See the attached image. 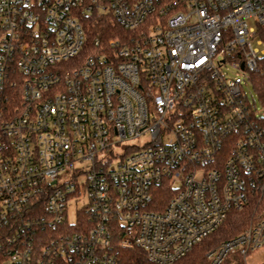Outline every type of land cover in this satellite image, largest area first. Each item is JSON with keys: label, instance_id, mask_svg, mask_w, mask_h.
Wrapping results in <instances>:
<instances>
[{"label": "built area", "instance_id": "obj_1", "mask_svg": "<svg viewBox=\"0 0 264 264\" xmlns=\"http://www.w3.org/2000/svg\"><path fill=\"white\" fill-rule=\"evenodd\" d=\"M92 18L124 33L81 58ZM258 25L264 0H0V264H174L249 206L208 264H264Z\"/></svg>", "mask_w": 264, "mask_h": 264}, {"label": "trees", "instance_id": "obj_2", "mask_svg": "<svg viewBox=\"0 0 264 264\" xmlns=\"http://www.w3.org/2000/svg\"><path fill=\"white\" fill-rule=\"evenodd\" d=\"M87 27L88 45L81 53V58L100 53V44H105L110 39L120 37L124 33L123 29L106 19L92 18L88 22ZM256 35L264 41V25L257 26ZM97 38L100 44L95 49L93 43H95ZM251 87L258 96L261 105L264 106V57L261 60V70L252 77ZM162 193L167 195L165 191H162ZM260 209L264 210V201ZM251 214L252 206L245 210L232 211L214 233L198 244L187 256L174 264H208L207 252L222 241L228 240L244 231L251 221ZM120 260L122 264H155L148 259L145 252L137 248L122 249L120 251Z\"/></svg>", "mask_w": 264, "mask_h": 264}, {"label": "rangeland", "instance_id": "obj_3", "mask_svg": "<svg viewBox=\"0 0 264 264\" xmlns=\"http://www.w3.org/2000/svg\"><path fill=\"white\" fill-rule=\"evenodd\" d=\"M255 45V44H254ZM257 46V45H255ZM258 48H262V47H259ZM225 70L227 71V73L231 76H235L237 74V70L235 68H232L230 66H228L227 68H225ZM245 91L247 93V96L249 97V99L252 101V102H255V105L256 107L258 108V110L262 113H264V108L262 107L259 99H258V96L256 95V93L252 90V87L251 85H245ZM83 204L82 201H79L78 202V208L81 207ZM77 206H73L71 209H70V212H69V216H70V220L73 221L75 219V209H76Z\"/></svg>", "mask_w": 264, "mask_h": 264}]
</instances>
